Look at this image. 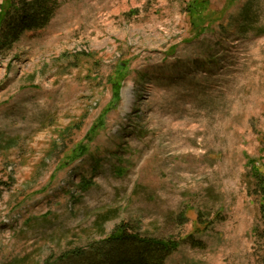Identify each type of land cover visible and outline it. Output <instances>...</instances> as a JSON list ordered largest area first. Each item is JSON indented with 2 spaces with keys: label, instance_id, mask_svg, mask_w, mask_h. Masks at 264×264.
Here are the masks:
<instances>
[{
  "label": "rangeland",
  "instance_id": "rangeland-1",
  "mask_svg": "<svg viewBox=\"0 0 264 264\" xmlns=\"http://www.w3.org/2000/svg\"><path fill=\"white\" fill-rule=\"evenodd\" d=\"M58 1L0 53V264H84L120 223L164 264H264V0L199 34L190 0Z\"/></svg>",
  "mask_w": 264,
  "mask_h": 264
},
{
  "label": "trees",
  "instance_id": "trees-1",
  "mask_svg": "<svg viewBox=\"0 0 264 264\" xmlns=\"http://www.w3.org/2000/svg\"><path fill=\"white\" fill-rule=\"evenodd\" d=\"M209 6L210 0H190L184 10L193 33L199 34L211 21ZM59 7L58 0H0V53H8L25 33L45 28ZM256 180L263 212L264 173L256 172ZM178 246L179 242L171 238L131 233L127 225L120 223L103 239L93 241L87 251L77 250L72 257L84 264H164Z\"/></svg>",
  "mask_w": 264,
  "mask_h": 264
},
{
  "label": "crops",
  "instance_id": "crops-1",
  "mask_svg": "<svg viewBox=\"0 0 264 264\" xmlns=\"http://www.w3.org/2000/svg\"><path fill=\"white\" fill-rule=\"evenodd\" d=\"M51 24V23H50ZM45 29V28H44ZM44 29H42V30H44ZM39 31H41V30H38L37 32H39Z\"/></svg>",
  "mask_w": 264,
  "mask_h": 264
}]
</instances>
